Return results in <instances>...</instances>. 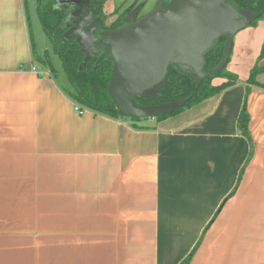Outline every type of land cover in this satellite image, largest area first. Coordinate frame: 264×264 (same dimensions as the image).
Returning <instances> with one entry per match:
<instances>
[{"label": "crops", "instance_id": "obj_1", "mask_svg": "<svg viewBox=\"0 0 264 264\" xmlns=\"http://www.w3.org/2000/svg\"><path fill=\"white\" fill-rule=\"evenodd\" d=\"M239 31L234 85L132 121L78 113L0 0V264H264V17Z\"/></svg>", "mask_w": 264, "mask_h": 264}, {"label": "water", "instance_id": "obj_2", "mask_svg": "<svg viewBox=\"0 0 264 264\" xmlns=\"http://www.w3.org/2000/svg\"><path fill=\"white\" fill-rule=\"evenodd\" d=\"M79 1L57 2L71 3L74 8ZM86 2L89 14L95 17L89 0ZM257 17L232 0H167L161 8L114 29L101 28L95 17L97 28L81 27L77 40L65 36L76 22L72 21L63 37L79 45L85 55L83 62L97 56V62L111 63L107 90L122 116L156 118L182 109L188 99L148 105H139L135 99L156 96L171 65L187 67L192 75L187 76L197 83L220 70L229 60L234 34ZM221 36L225 37L222 59L216 67L204 70L205 54L214 47L209 45L214 39L217 43ZM97 51L106 53L109 59H101Z\"/></svg>", "mask_w": 264, "mask_h": 264}, {"label": "trees", "instance_id": "obj_3", "mask_svg": "<svg viewBox=\"0 0 264 264\" xmlns=\"http://www.w3.org/2000/svg\"><path fill=\"white\" fill-rule=\"evenodd\" d=\"M57 1L58 0H35V11L42 31L51 44L52 53L60 62L66 80V86L61 85L64 92L75 102L80 110L84 111L88 109L92 112L112 118H125L117 110L107 90L111 63L108 60L97 62V56L91 57L83 62L85 55L79 45L74 39H65L63 37L64 32L70 27L72 22L71 3L66 2L60 4ZM67 1L70 2L72 0ZM104 1L105 0H89V8L93 10V15L98 18L101 28L114 29L125 23V16L128 15V12L132 11H124L120 13L113 22L106 24L103 11ZM232 1L242 10L258 15V17L252 21V24L264 17V0ZM133 12L139 11L136 9ZM224 43L225 37H219L214 47L205 54L204 70H210L220 63L223 56ZM262 54H264V44L261 51V55ZM45 55L46 58H42L39 55H35V57L37 60L45 63L55 77L54 67L48 59L47 52H45ZM47 62L49 64H47ZM227 63L212 75L205 76L199 83L192 77L178 73L169 67L160 92L156 96L135 99V101L139 105H148L187 98L188 101L184 107L189 108L209 97L217 95L236 83L237 76L225 69ZM263 71L264 66L260 68L254 66L250 71L247 83L257 84L255 77L258 73ZM218 76H222L224 81L219 85H213V78ZM171 114L156 117V119L164 118ZM131 120L136 121L138 118L133 117ZM248 122L249 114L244 104L238 115L237 127L239 131L247 137L249 136ZM189 260L190 256H187L182 264H189Z\"/></svg>", "mask_w": 264, "mask_h": 264}, {"label": "rangeland", "instance_id": "obj_4", "mask_svg": "<svg viewBox=\"0 0 264 264\" xmlns=\"http://www.w3.org/2000/svg\"><path fill=\"white\" fill-rule=\"evenodd\" d=\"M87 0H81L79 1V5H76L74 8L72 7V21L74 24L73 27L69 28L66 31L65 36L68 38H74L77 40L78 38V32L81 29V27H93V29H96L98 26L97 21H95V17L89 14L88 12V7H87ZM167 0H105L104 1V6H103V11L105 15V22L106 24H110L113 22L119 15L120 13L124 11H134L138 10L139 15H144L147 12H149L152 9L156 8H161L164 3H166ZM84 2V3H83ZM35 0H28V10L30 14V20H31V29L34 37V43H35V50L37 52V55L41 56L42 58H46L45 52H47L48 59L50 63H52L55 71V78L57 79V82L60 85L66 86V80L64 77V74L62 72L60 62L55 55H53L52 50H51V44L42 31V28L40 26V23L38 21L36 11H35ZM241 32V31H239ZM235 35V34H234ZM80 38V37H79ZM236 38L233 40L232 39V44H231V52L229 53V61L226 65V70H230L229 66L232 67V69H235L237 71H241L243 69V65L239 67V64L241 63V59L237 58L238 53L244 49L242 46L244 43V37L240 36L239 37V44L235 43ZM78 42V41H77ZM215 39L210 43L209 48L213 47L215 45ZM101 59H109V57L106 55V53H102L97 51ZM226 58V57H225ZM240 58H242V55H240ZM47 64H49L47 62ZM243 64V63H242ZM172 69L177 71L178 73H181L183 75H190V72L187 67H185L182 64H176V65H171L170 66ZM230 72V71H229ZM216 79L224 80L222 76H218L213 78L215 81ZM213 84V83H212ZM220 84V83H219ZM214 85V84H213ZM186 109L185 107L182 109ZM181 110V111H182ZM177 113V112H176ZM174 114V113H173ZM156 119V118H155Z\"/></svg>", "mask_w": 264, "mask_h": 264}, {"label": "flooded vegetation", "instance_id": "obj_5", "mask_svg": "<svg viewBox=\"0 0 264 264\" xmlns=\"http://www.w3.org/2000/svg\"><path fill=\"white\" fill-rule=\"evenodd\" d=\"M128 12V11H126ZM128 15L125 16V22L129 21V20H136L139 17H141L142 15H139V12H128Z\"/></svg>", "mask_w": 264, "mask_h": 264}, {"label": "built area", "instance_id": "obj_6", "mask_svg": "<svg viewBox=\"0 0 264 264\" xmlns=\"http://www.w3.org/2000/svg\"><path fill=\"white\" fill-rule=\"evenodd\" d=\"M75 110H77L78 113L82 114L83 110H80V108L75 104Z\"/></svg>", "mask_w": 264, "mask_h": 264}]
</instances>
